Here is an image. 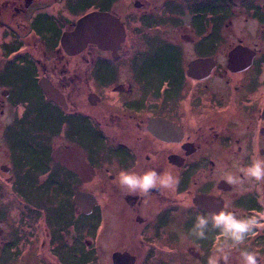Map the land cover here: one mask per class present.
I'll use <instances>...</instances> for the list:
<instances>
[{
	"label": "flooded vegetation",
	"instance_id": "af4514ba",
	"mask_svg": "<svg viewBox=\"0 0 264 264\" xmlns=\"http://www.w3.org/2000/svg\"><path fill=\"white\" fill-rule=\"evenodd\" d=\"M93 12L120 22L119 44L67 51ZM73 146L87 180L52 155ZM258 159L264 0H0V264H242L241 249L264 264V228L230 249L212 226L264 213V181L222 179ZM121 171L178 183L130 192Z\"/></svg>",
	"mask_w": 264,
	"mask_h": 264
},
{
	"label": "clouds",
	"instance_id": "9594fccd",
	"mask_svg": "<svg viewBox=\"0 0 264 264\" xmlns=\"http://www.w3.org/2000/svg\"><path fill=\"white\" fill-rule=\"evenodd\" d=\"M236 167L238 172L243 173V177L234 174H228L222 177L228 184H240L243 179L248 178L257 182L264 181V159L254 160L247 167H241L240 165H236ZM116 179L121 186L128 188L130 192L137 189L148 192L150 189L156 187L157 182L165 188H172L178 183V180L172 175L164 174L158 176L155 171H149L142 176L121 171ZM212 221L213 228L220 229L222 235L232 241L231 245H228L231 249L243 244L247 235H257L255 229L264 228V223L260 222L264 221V213H259V219L257 216L241 219L233 212L221 210L218 214L213 215ZM208 225L209 218L207 216H197L196 223L191 229L190 234L196 239L204 240L207 236L206 230ZM219 252L224 261L227 262L228 256L225 254L224 249L220 248ZM259 255L258 252H249L244 249L240 250L242 264H258ZM211 264H216V261L212 260Z\"/></svg>",
	"mask_w": 264,
	"mask_h": 264
},
{
	"label": "water",
	"instance_id": "95a60500",
	"mask_svg": "<svg viewBox=\"0 0 264 264\" xmlns=\"http://www.w3.org/2000/svg\"><path fill=\"white\" fill-rule=\"evenodd\" d=\"M123 27L120 22L108 13L93 12L81 19L77 28L73 32L66 33L62 39L63 47L70 52H80L84 50L89 42L98 44L99 47H113L119 44ZM49 96L51 90L45 88ZM53 157L57 161L63 162L68 168L74 169L84 180L92 171L84 160V152L79 146L70 148L61 147L53 152ZM77 204L84 208L95 203V198L89 194L77 195ZM133 257L129 253H115L114 260L116 264L124 261L132 260Z\"/></svg>",
	"mask_w": 264,
	"mask_h": 264
},
{
	"label": "rangeland",
	"instance_id": "374dc122",
	"mask_svg": "<svg viewBox=\"0 0 264 264\" xmlns=\"http://www.w3.org/2000/svg\"><path fill=\"white\" fill-rule=\"evenodd\" d=\"M59 142L61 143L62 141H59ZM55 145H57V143ZM77 222L78 223L84 222V219H78ZM100 255L101 254L98 253V256L99 257H100ZM106 255L109 256V258H110L111 257V252L108 251Z\"/></svg>",
	"mask_w": 264,
	"mask_h": 264
}]
</instances>
